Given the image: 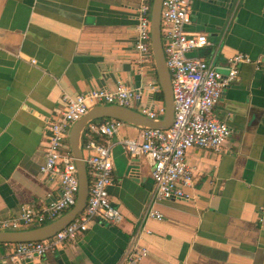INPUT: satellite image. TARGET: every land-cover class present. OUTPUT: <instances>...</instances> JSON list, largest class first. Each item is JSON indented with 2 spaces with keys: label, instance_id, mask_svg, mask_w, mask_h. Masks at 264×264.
Returning <instances> with one entry per match:
<instances>
[{
  "label": "crops",
  "instance_id": "0c3cea01",
  "mask_svg": "<svg viewBox=\"0 0 264 264\" xmlns=\"http://www.w3.org/2000/svg\"><path fill=\"white\" fill-rule=\"evenodd\" d=\"M140 0H0V218L40 204L55 186L41 174L46 123L64 108V96L142 87L144 102L160 106L153 59L136 63V10ZM191 34L209 45L191 53L225 68L236 55L239 81L227 88L214 116L232 136L221 153L187 152L193 200L154 202L149 159L132 160L118 144L137 139L126 125L114 137L113 204L124 216L115 226L92 224L75 241L49 254L48 264H122L136 242L148 249L141 264H264V0H193ZM259 67V69H258ZM156 91V92H158ZM155 208L163 221L148 220ZM0 264H20L2 262Z\"/></svg>",
  "mask_w": 264,
  "mask_h": 264
},
{
  "label": "built area",
  "instance_id": "2783aa9c",
  "mask_svg": "<svg viewBox=\"0 0 264 264\" xmlns=\"http://www.w3.org/2000/svg\"><path fill=\"white\" fill-rule=\"evenodd\" d=\"M153 0H140L136 10V63L144 65L152 60L151 6ZM193 0H164L161 12L162 44L171 76L175 121L168 129H140L137 139L125 138L119 145L131 158L150 160L156 191L154 202L193 200L186 188L194 183V172L187 163V152L199 148L221 153L233 131L214 116L222 92L236 79L242 64L250 63L244 55L228 60L225 68L214 66L189 55L209 45L207 36L191 34L187 27L192 20ZM155 94L159 90L150 85ZM142 87L130 88L119 82L114 90L96 89L75 97L65 95L63 110L44 127L45 150L41 174L55 186L57 194H48L44 202L22 206L17 217L0 218V231H19L37 228L55 221L70 211L77 202L79 180L77 167L69 145V133L95 106L116 105L133 109L151 120L165 115L162 103L155 106L144 102ZM125 123L102 119L90 123L83 134V160L89 180V195L84 211L67 227L50 239L31 243L0 244V263H22L27 259H45L49 254L75 241L89 231L92 224L119 225L124 216L113 204L110 188L115 184L112 158L113 143ZM148 218L163 221L155 208ZM264 224V206L259 212ZM148 250L135 243L122 264H140Z\"/></svg>",
  "mask_w": 264,
  "mask_h": 264
},
{
  "label": "water",
  "instance_id": "95a60500",
  "mask_svg": "<svg viewBox=\"0 0 264 264\" xmlns=\"http://www.w3.org/2000/svg\"><path fill=\"white\" fill-rule=\"evenodd\" d=\"M163 1L164 0L152 1L151 49L160 91L163 94V104L165 107L164 117L159 121H154L133 109L116 105H102L91 108L86 115H84L79 121L73 124L69 133V145L75 161V165L77 167V175L79 180V192L77 196L76 205L70 211L62 215L60 218L43 226L19 231H0V244L31 243L50 239L58 232L63 230L65 227H67L84 211L89 195V180L87 175L86 164L83 160V134L85 132L86 127L90 123L102 119H115L125 123L126 125L133 126L139 129H168L172 126L175 121L174 99L171 85V76L166 64L161 33V12ZM189 56L192 57L191 54ZM138 162L139 158H134L131 164L132 168L135 167V163ZM148 220H150V218H148V215H146V219L144 221V224L141 226L140 232H144L146 234L151 233V231L146 226V222ZM136 243L142 246L140 242ZM21 264L48 263L45 259H38L35 256L33 259H27ZM59 264L61 263L59 262Z\"/></svg>",
  "mask_w": 264,
  "mask_h": 264
},
{
  "label": "flooded vegetation",
  "instance_id": "af4514ba",
  "mask_svg": "<svg viewBox=\"0 0 264 264\" xmlns=\"http://www.w3.org/2000/svg\"><path fill=\"white\" fill-rule=\"evenodd\" d=\"M258 69H259V67H258ZM239 77H240V71H239V73H238V75H237V77H236V79L233 81V83L230 85V86H228L227 88H229V87H231L232 85H234L235 83H237L238 81H239ZM226 88V89H227ZM225 89V90H226ZM225 90L222 92V95H221V98H220V101H219V103L221 102V100H222V96H223V94H224V92H225ZM218 103V104H219ZM222 121V120H221ZM223 122H225V121H223ZM227 125H228V123L227 122H225ZM228 127L232 130V128L228 125ZM233 131V130H232Z\"/></svg>",
  "mask_w": 264,
  "mask_h": 264
},
{
  "label": "trees",
  "instance_id": "16d2710c",
  "mask_svg": "<svg viewBox=\"0 0 264 264\" xmlns=\"http://www.w3.org/2000/svg\"><path fill=\"white\" fill-rule=\"evenodd\" d=\"M154 98H155L156 101L163 102V94H162V92L161 91L156 92Z\"/></svg>",
  "mask_w": 264,
  "mask_h": 264
}]
</instances>
